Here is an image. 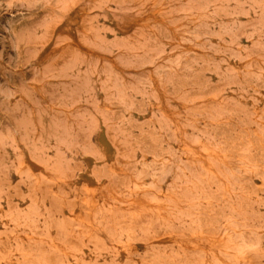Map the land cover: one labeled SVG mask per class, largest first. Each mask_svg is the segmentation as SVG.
<instances>
[{"label":"rangeland","instance_id":"1","mask_svg":"<svg viewBox=\"0 0 264 264\" xmlns=\"http://www.w3.org/2000/svg\"><path fill=\"white\" fill-rule=\"evenodd\" d=\"M0 264H264V0H0Z\"/></svg>","mask_w":264,"mask_h":264},{"label":"bare ground","instance_id":"2","mask_svg":"<svg viewBox=\"0 0 264 264\" xmlns=\"http://www.w3.org/2000/svg\"><path fill=\"white\" fill-rule=\"evenodd\" d=\"M100 140V139H99ZM102 140V139H101ZM103 141V140H102ZM100 142V141H99ZM102 144V143H101ZM104 147V146H103ZM31 164V163H30ZM34 165V164H33ZM31 167V166H30ZM165 243V242H164Z\"/></svg>","mask_w":264,"mask_h":264}]
</instances>
